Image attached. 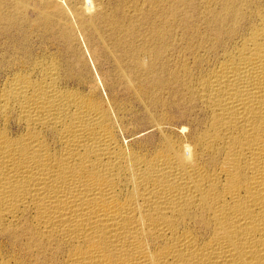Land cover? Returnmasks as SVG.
<instances>
[{
	"label": "bare ground",
	"instance_id": "obj_1",
	"mask_svg": "<svg viewBox=\"0 0 264 264\" xmlns=\"http://www.w3.org/2000/svg\"><path fill=\"white\" fill-rule=\"evenodd\" d=\"M17 1L0 0V264H264V0L76 5L81 33L118 49L109 99L63 50L34 48ZM194 2L203 30L176 21ZM154 15L137 47L128 24Z\"/></svg>",
	"mask_w": 264,
	"mask_h": 264
},
{
	"label": "rangeland",
	"instance_id": "obj_2",
	"mask_svg": "<svg viewBox=\"0 0 264 264\" xmlns=\"http://www.w3.org/2000/svg\"><path fill=\"white\" fill-rule=\"evenodd\" d=\"M25 1V4H26V6H25V8L22 10V11H18L17 12V20L19 21V22H24L26 25H25V27L26 28H30L29 30H30V33H31V35L33 34V36H31V42H32V44L34 45V48H38L39 49V47H49V51H51V52H56V53H61L62 55H64V56H66L68 59H69V61L71 62V64H72V66H74V64H75V68H77V70L79 71H83L82 72V74L85 76V77H87V78H89L90 76V78L89 79H94V81H96V82H98L99 83V87L102 85V87H100V91L101 92H103L102 93V95H103V97L105 98V99H109V97H108V95H107V91L106 90H104L105 89V87H104V82H102V80H103V77H102V72H107V73H109L110 74V71H112L111 72V75L112 76H115V74L117 73V71L116 70H118V69H116V67H117V59H118V55H119V53L116 51V50H118L117 48H114V49H112V47H115L114 45H111L113 42L110 40V38H109V40L112 42H110V43H108L109 41H106V40H108V39H106L107 37H109V35H107L108 34V32L107 33H105L106 35H107V37H105L106 35L105 34H103V36H104V38H103V36H102V34L100 33V32H96V31H93L92 32V36L91 37H87L86 35H84L83 33H81V30L79 29V26H78V24H77V20H76V18L74 17V16H72L73 15V13H74V11H75V9L77 8V6L76 5H78V6H81V5H83V3H85L86 2V0H24ZM33 3H32V2ZM89 1H91L90 3L91 4H94V8L92 9V11H94V12H92V14H95L96 12H97V9L96 8H98V5L99 4H103V5H105V3H106V5L105 6H107V7H105L106 8V12H107V14H108V16L109 17H111V18H113L112 17V14H113V12H118L119 10H121V9H127L128 7H124V6H128V5H131V3L132 4H134V1H135V3H137L139 0H131V2H129L130 0H101V2H99L100 0H89ZM102 1H104V2H102ZM123 1H125V3H123ZM9 2L11 3V4H9ZM54 2V3H53ZM74 2H75V5H74ZM99 2V3H98ZM109 3V5H108V3ZM120 2H121V4H120ZM13 3V4H12ZM36 3V4H35ZM52 5H51V4ZM59 4L60 5V7H61V9L62 10H64V12L66 13V15H67V20H65L64 19V17H63V15L60 13V11H58V8L57 9H55L54 8V4ZM126 3H128V4H126ZM140 3H142V2H140ZM223 2H219V4H222ZM46 4V5H45ZM120 4V5H119ZM44 5V6H43ZM121 5H124V6H121ZM17 6H19V3H18V1L17 0H8V3L6 4V8H5V11L6 12H8V11H10V12H13L14 13V10L16 9V7ZM46 6H47V8H46ZM49 6V7H48ZM53 6V7H52ZM119 6H121V8L119 7ZM179 6L181 7H179V10L181 11V15L182 16H180L179 17V19L177 18L176 19V21H179L180 19H182L183 17H185V19L186 20H188L187 21V24H188V26H189V29H192L193 27L194 28H196V29H200V30H203L204 28H205V25L201 22L202 20L200 19V15H201V12L203 11L202 10V6L201 5H197L196 4V2H194V3H192L191 5H182V4H179ZM195 6V7H194ZM220 6V5H219ZM27 7V8H26ZM36 7V8H35ZM109 7H113V10H110L111 8H109ZM118 7V8H117ZM190 7H191V9H190ZM72 8V9H71ZM109 8V10H107ZM116 10H115V9ZM120 8V9H119ZM145 8V11H147L146 10V8H148L147 6L146 7H144ZM200 8V9H199ZM8 9V10H7ZM14 9V10H13ZM35 9V10H34ZM95 9V10H94ZM118 9V10H117ZM149 10V9H148ZM24 11V12H23ZM47 11V13H49V14H51L52 15V17H53V22H52V24H54V28H56V29H54V31H55V33H54V35L53 36H55L54 37V39H51L52 37V34H50V33H46V32H42V31H46L45 30V26H44V24H43V20L41 19V17L43 16V13L44 12H46ZM111 11H113L112 13H110ZM183 11V12H182ZM194 11V12H193ZM9 12V13H10ZM30 12H32V13H34V14H32V13H30ZM25 13V14H24ZM186 13V14H185ZM36 14L38 15V16H36ZM109 14H111V15H109ZM116 13H114V15H115ZM200 14V15H199ZM22 15H23V17H22ZM31 16V17H30ZM187 16V17H186ZM21 17V18H20ZM199 18V19H198ZM154 19V20H153ZM42 20V21H41ZM72 20V21H71ZM198 20V21H197ZM201 20V21H200ZM127 21H128V19H127ZM130 22H131V20H129ZM161 21V19L160 18H158V16L157 15H154L153 16V18H152V22H149V21H145V22H140V21H136V20H133L132 21V23L130 24H128L129 25V27H131L132 29H135L137 32H136V36L134 37V44L137 46V47H140V46H142L143 44H146V45H148L150 42V44L151 45H153V40L151 39V37H150V30H148V29H151V26H152V24H155V25H162L163 23L162 22H160ZM200 21V22H199ZM27 22V23H26ZM28 22H30L29 24H28ZM66 22H69V24H70V26L72 27L71 29L73 30V34H74V37H75V39L74 40H76L75 42H74V40H70V41H67L66 40V35H67V33L66 32H68V30H67V27H68V24L66 23ZM75 22V23H74ZM157 22V23H156ZM138 23V24H137ZM141 23V24H140ZM160 23V24H159ZM162 23V24H161ZM196 23V24H195ZM33 24V25H32ZM35 24V25H34ZM177 24H179V23H177ZM191 24V25H190ZM199 24V25H198ZM203 25V27H200V25ZM42 25V26H41ZM195 25H197L196 27H195ZM201 25V26H202ZM36 26V27H35ZM66 26V27H65ZM147 26H149V27H147ZM191 26V27H190ZM198 26H199V28H198ZM42 27H43V29H42ZM137 27H139L138 28V30H137ZM144 27H147L146 29H144ZM33 28V29H32ZM35 28V29H34ZM61 29V30H59V29ZM141 28V29H140ZM193 28V29H194ZM142 29H144V32H143V30ZM177 29H178V31H174V37L175 36H177V37H175V41L176 42H178L179 43V40H185L186 41V39H185V28H183V26H178L177 27ZM32 30H33V32H32ZM41 31V32H40ZM56 31H58V32H56ZM142 32V34H141V32ZM146 31H147V33H146ZM182 31V32H181ZM184 31V32H183ZM140 33V35H139V33ZM35 33V34H34ZM39 33V34H38ZM45 33V34H44ZM59 33V34H58ZM69 33V32H68ZM178 33V35H176ZM56 34V35H55ZM60 34H62V35H60ZM138 34V35H137ZM37 35H38V37H37ZM43 35H45V36H43ZM49 35V36H48ZM145 36V38H144V36ZM148 35V36H147ZM47 36H48V38H47ZM57 36H59L58 38H57ZM64 36V37H63ZM138 36H140L139 38H138ZM148 38H147V37ZM4 37V38H3ZM42 37V38H41ZM51 37V38H50ZM180 37L182 38V39H180ZM0 46H1V44H3V41L5 42V40H6V37L4 36V35H2V36H0ZM44 38V39H43ZM48 39V41L46 40V39ZM60 38V39H59ZM62 38H63V40H62ZM65 38V39H64ZM136 38V39H135ZM141 38V40H139ZM189 38V37H188ZM39 39V40H38ZM56 39V40H55ZM146 39V40H145ZM2 40V41H1ZM40 40L42 41V42H40ZM60 40V41H59ZM136 40V41H135ZM139 40V41H138ZM34 41H35V43H34ZM49 41H51V42H49ZM59 41V42H58ZM148 41V42H147ZM172 42V46H171V51H170V53L169 54H171L170 56L171 57H176L177 56V54H178V51H179V47L177 46V44H176V42ZM39 42V43H38ZM44 42H45V44H44ZM56 42V43H55ZM67 42V43H66ZM138 42V43H137ZM141 42V43H140ZM147 42V43H146ZM37 43H38V45H37ZM42 43H43V45H45V46H43L42 45ZM49 44V46H47L48 44ZM62 45H61V44ZM65 43V45H63ZM72 43V44H71ZM143 43V44H142ZM51 44H52V46H51ZM55 44V45H54ZM59 46H58V45ZM107 44V45H106ZM114 44V43H113ZM139 44H141V45H139ZM149 44V45H150ZM37 45V46H36ZM68 45V46H67ZM175 45V46H174ZM56 46H57V49H56ZM67 46V47H66ZM70 46V47H69ZM77 46V47H76ZM109 46V47H108ZM59 47V48H58ZM60 47H62L61 49H60ZM178 48V50H177V48ZM53 48V49H52ZM65 48H67V49H65ZM70 50H69V49ZM74 48V49H73ZM110 48V49H109ZM56 49V50H55ZM106 49H107V51H106ZM59 50H63V52L62 51H58ZM113 53L114 51H116V52H114L113 54H115V56L110 52V51ZM67 51H68V53H67ZM76 51V52H75ZM177 51V52H176ZM70 52H71V54H70ZM175 52H176V54H175ZM59 53V54H60ZM64 53V54H63ZM174 55H173V54ZM111 56H110V55ZM67 55H69V56H67ZM72 55V56H71ZM107 55H108V57H107ZM112 55H113V57H112ZM117 56V57H116ZM71 57V58H70ZM107 57V58H106ZM65 58V57H64ZM111 58H113L112 59V61H111ZM117 58V59H116ZM109 59H110V61H109ZM116 59V60H115ZM81 60V61H80ZM85 61V62H84ZM107 61V62H106ZM115 61V62H114ZM80 62V63H79ZM83 62V63H82ZM74 63V64H73ZM116 63V64H115ZM82 65H83V67H82ZM85 66H86V68H85ZM103 66V67H102ZM82 68V69H81ZM85 68V69H84ZM102 68H103V70H102ZM114 69H116V70H114ZM107 70V71H106ZM114 70V71H113ZM116 71V72H115ZM85 72H88V73H85ZM112 73H115L114 75L112 74ZM88 74V75H87ZM117 75H118V73H117ZM116 75V76H117ZM112 76H111V79L112 80H115L116 79V77L113 79L112 78ZM101 84V85H100ZM123 87V85H117V88L115 89V93H116V95H117V98L119 99V101H121L122 100V102L124 103H129V101L131 100V101H134V99H133V96H131L130 97V94L126 91V89ZM103 90V91H102ZM133 99V100H132ZM127 101V102H126ZM137 101H135V103H133V106H134V110L135 111H137L138 112V114L139 115H141V116H146L147 115V113H146V110H145V108H143L144 107V105L142 104V103H140V102H137ZM124 103V104H125ZM143 105V106H142ZM184 111V110H183ZM187 118H189V117H187ZM3 241H2V240ZM5 241V237L4 236H1L0 237V242H4Z\"/></svg>",
	"mask_w": 264,
	"mask_h": 264
}]
</instances>
